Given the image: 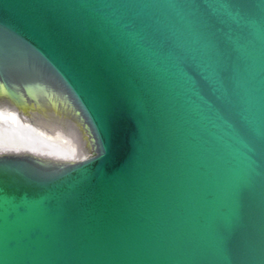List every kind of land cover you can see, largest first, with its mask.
I'll use <instances>...</instances> for the list:
<instances>
[{
    "label": "water",
    "instance_id": "95a60500",
    "mask_svg": "<svg viewBox=\"0 0 264 264\" xmlns=\"http://www.w3.org/2000/svg\"><path fill=\"white\" fill-rule=\"evenodd\" d=\"M0 264H264V0H0Z\"/></svg>",
    "mask_w": 264,
    "mask_h": 264
}]
</instances>
